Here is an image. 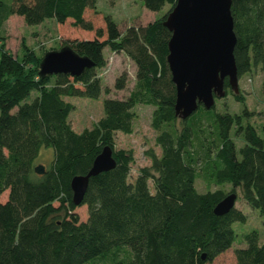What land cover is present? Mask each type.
<instances>
[{"label":"trees","instance_id":"obj_1","mask_svg":"<svg viewBox=\"0 0 264 264\" xmlns=\"http://www.w3.org/2000/svg\"><path fill=\"white\" fill-rule=\"evenodd\" d=\"M96 1L0 0V26L19 14L28 24L52 17L60 26L71 19L81 30L93 31L67 44L94 62L76 75L41 76V56L26 46L19 59L0 43V195L8 189L6 199L0 198V264H209L232 244L233 221L243 222L246 215L236 206L215 213L226 192L200 191L195 180L229 182L232 190L239 186L246 202L264 214V126L261 134L248 120L243 122L252 114L247 107L232 113L199 104L187 118L177 117L166 58L171 31L163 23L176 0H142L151 10L165 3L170 7L123 31L110 15H104V26H95L86 10L96 11ZM231 12L238 77L259 69L264 93V0H231ZM105 46L134 61V85L127 97L103 98V115L77 131L68 119L74 104L63 96L100 95L96 69L105 63ZM126 81L122 71L114 87L123 88ZM224 84L226 95V78ZM32 90L37 93L25 101ZM139 102L154 105L151 125L161 152L146 150L150 164L129 180L133 156L115 147V132L133 130V107ZM231 129L243 138L240 155ZM105 144L113 149L116 164L89 177L81 202L87 205V217L81 220L74 211L70 179L87 172ZM43 148L52 157L37 172L34 166ZM243 238L245 244L234 248L233 264H264L258 230L245 232Z\"/></svg>","mask_w":264,"mask_h":264},{"label":"rangeland","instance_id":"obj_2","mask_svg":"<svg viewBox=\"0 0 264 264\" xmlns=\"http://www.w3.org/2000/svg\"><path fill=\"white\" fill-rule=\"evenodd\" d=\"M3 1L9 2L10 0ZM169 7L170 4L165 3L159 10H151L144 5L142 0H97L96 11L87 9L86 16L92 18L95 26H104V15H110L118 30L123 31L128 25L146 24L152 21L168 11ZM92 35L93 31H83L79 27L72 25L71 19H67L66 22L59 26V23L52 17L45 18L39 23L28 24L25 23L22 15L12 14L0 26L1 46L19 59L24 55L26 46L36 55L42 56L46 50L59 48L61 45L66 44L69 39L90 37ZM103 55L105 63L96 69L102 85L100 95L96 98L74 95L63 96L65 100H69L74 104L68 119L72 127L77 131L91 126L103 115V98L127 97L134 85L136 66L125 52H116L105 46ZM122 71L127 72L126 84L123 88H115L114 80ZM261 80L262 73L259 69L242 74L238 77L239 92L237 93L241 96V100L236 99L235 93L228 87L226 95L215 97L214 109L219 112L241 113L243 108L247 107L252 114L248 118H243V122L248 120L259 133L263 134L264 93L261 89ZM105 88H108V90L104 91ZM36 93V90H32L25 98V101H30ZM153 108V104L136 103L133 107L136 113L133 119V130L129 133L119 130L115 132V147L124 148L130 151L133 156L129 180L136 176L139 167L150 164V158L146 154V150L153 149L157 154L161 152L159 145L154 140L156 130L151 125ZM179 121L180 119L177 118V123ZM231 135L236 145L237 155H240L239 146L243 144V138L241 134L235 133L234 129H231ZM51 157V150L43 148L35 163H42L46 166ZM149 186L153 190L151 179H149ZM195 186L200 191H204L207 188H222L227 193L232 190V184L229 182L207 185L201 177L195 180ZM234 190L237 193L235 206L245 213L246 220L243 222L233 221L232 226L234 227L235 237L232 244L220 252L209 264H233L235 262L234 248L245 244L243 234L253 228L258 230L260 239L264 240V214L246 202L241 195L239 186H235ZM7 194L8 189L1 193V200L4 201ZM55 203L57 202L55 201ZM74 211L78 213L79 219H86L87 205L85 203L77 204Z\"/></svg>","mask_w":264,"mask_h":264},{"label":"water","instance_id":"obj_3","mask_svg":"<svg viewBox=\"0 0 264 264\" xmlns=\"http://www.w3.org/2000/svg\"><path fill=\"white\" fill-rule=\"evenodd\" d=\"M163 23L171 31L166 58L175 85L177 117L187 118L199 104L212 107L215 97L226 93L225 78L230 89L239 92L231 0H176ZM93 64L90 57L79 54L66 43L46 50L38 65L39 74L44 76L59 72L76 75ZM115 164L113 149L105 144L87 172L71 177L73 203L82 202L91 175L113 168ZM44 167L38 163L34 170L43 172ZM236 198L235 190L227 192L213 211L227 212L235 206Z\"/></svg>","mask_w":264,"mask_h":264}]
</instances>
